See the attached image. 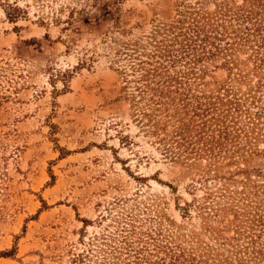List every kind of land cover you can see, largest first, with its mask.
Instances as JSON below:
<instances>
[{
	"label": "rangeland",
	"instance_id": "rangeland-1",
	"mask_svg": "<svg viewBox=\"0 0 264 264\" xmlns=\"http://www.w3.org/2000/svg\"><path fill=\"white\" fill-rule=\"evenodd\" d=\"M242 4L0 0V264H167L173 253L188 264H249L226 239L264 206V193L251 191L236 221L230 211L207 216L204 198L223 180L210 173L204 183L205 160L191 165L162 150L133 117L119 74L190 17ZM8 5L21 9L14 20ZM234 59L231 72L222 58L196 66L199 87L229 86L260 115L257 139L220 170L225 177L264 170V68L247 52Z\"/></svg>",
	"mask_w": 264,
	"mask_h": 264
},
{
	"label": "trees",
	"instance_id": "trees-1",
	"mask_svg": "<svg viewBox=\"0 0 264 264\" xmlns=\"http://www.w3.org/2000/svg\"><path fill=\"white\" fill-rule=\"evenodd\" d=\"M8 7L9 18L16 19L21 9L16 5ZM189 20L186 26L179 28V35L155 43L152 51L141 55L145 58L138 56L132 59V55H125L132 61L119 71L123 84L121 90L123 98L131 105L136 122L155 137L166 154L171 158L193 160L191 165L205 160L206 165L201 170L205 174L202 175L204 183L210 173L213 178L223 180L215 196L210 192L204 198L203 208L210 206L212 212L207 216L216 218L220 213L230 211L236 221L241 216L236 210L241 208L240 203L249 200L250 192L258 189L264 193V170L249 171L237 167L232 173L228 172L230 177L220 175V170L238 164L239 159L244 160L245 155L238 152L244 150L245 144L252 143L250 138L257 139L254 129L260 115L253 113L249 106L243 108L246 103L235 97L229 86L215 92H206L199 87L201 78L196 74V66L203 60L222 58L231 72L232 67L237 66L235 54L247 52L254 69H263L264 0H244L241 6L200 14ZM253 103L251 101L249 105L255 106ZM244 152L248 154V151ZM233 175H241L242 179ZM257 179H261V184ZM234 184H242L241 190ZM189 208L191 204H185L183 210L188 211ZM250 216L238 221L233 229L234 235L227 238L226 243L232 253L249 264H262L264 206ZM241 239L243 242H239ZM181 257L183 255L173 253L167 264H188V260H181ZM135 258L134 264H161L146 262L144 257ZM76 261L78 264L81 259L73 260V264Z\"/></svg>",
	"mask_w": 264,
	"mask_h": 264
}]
</instances>
